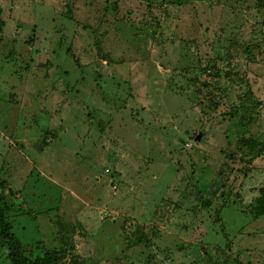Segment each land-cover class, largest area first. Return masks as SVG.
Instances as JSON below:
<instances>
[{
    "label": "rangeland",
    "instance_id": "obj_1",
    "mask_svg": "<svg viewBox=\"0 0 264 264\" xmlns=\"http://www.w3.org/2000/svg\"><path fill=\"white\" fill-rule=\"evenodd\" d=\"M0 7V196L27 254L264 264L256 0Z\"/></svg>",
    "mask_w": 264,
    "mask_h": 264
},
{
    "label": "trees",
    "instance_id": "obj_2",
    "mask_svg": "<svg viewBox=\"0 0 264 264\" xmlns=\"http://www.w3.org/2000/svg\"><path fill=\"white\" fill-rule=\"evenodd\" d=\"M256 7L259 10L264 9V0H256ZM2 8L0 7V45L3 41L4 21L1 19ZM244 112H246L244 110ZM251 146L259 145V142L253 138H248L244 141ZM5 181L0 177V187L5 188ZM209 201H204L203 206L208 207ZM262 208L264 214V191L262 196L256 199L255 203ZM5 197L0 196V264H62L64 251L51 250L42 254H27V248L19 239L14 231L13 223L8 219L6 213ZM141 241L143 239H140ZM144 239L143 241H146Z\"/></svg>",
    "mask_w": 264,
    "mask_h": 264
},
{
    "label": "water",
    "instance_id": "obj_3",
    "mask_svg": "<svg viewBox=\"0 0 264 264\" xmlns=\"http://www.w3.org/2000/svg\"><path fill=\"white\" fill-rule=\"evenodd\" d=\"M200 139V136L198 137V140Z\"/></svg>",
    "mask_w": 264,
    "mask_h": 264
}]
</instances>
